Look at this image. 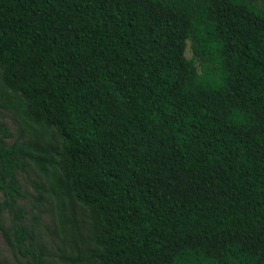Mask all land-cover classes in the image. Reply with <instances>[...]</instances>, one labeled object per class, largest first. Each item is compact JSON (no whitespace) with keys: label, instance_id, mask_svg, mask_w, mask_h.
I'll use <instances>...</instances> for the list:
<instances>
[{"label":"trees","instance_id":"trees-1","mask_svg":"<svg viewBox=\"0 0 264 264\" xmlns=\"http://www.w3.org/2000/svg\"><path fill=\"white\" fill-rule=\"evenodd\" d=\"M0 67L61 134L10 144L0 122L16 256L46 264L18 206L28 159L93 214L99 264H264V3L0 0Z\"/></svg>","mask_w":264,"mask_h":264},{"label":"rangeland","instance_id":"rangeland-1","mask_svg":"<svg viewBox=\"0 0 264 264\" xmlns=\"http://www.w3.org/2000/svg\"><path fill=\"white\" fill-rule=\"evenodd\" d=\"M264 3V0H257ZM185 56L193 57L190 41ZM27 101L23 96L6 87L0 67V122L8 125L14 142H29L45 147H59L61 134L49 127L43 113L28 114ZM24 170H18V181L23 196L18 206L25 212L23 223L35 231V250L42 252L46 264H99L100 248L97 236L100 225L93 214L72 197L61 193V175L58 168L46 165L45 171L25 159ZM2 195L0 194V200ZM7 231L12 225V213L6 211L1 217ZM0 264H27L13 249L0 229Z\"/></svg>","mask_w":264,"mask_h":264}]
</instances>
